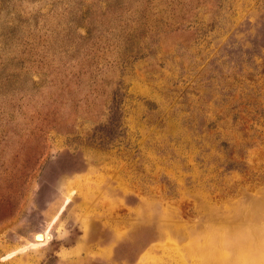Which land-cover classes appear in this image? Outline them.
<instances>
[{
    "label": "rangeland",
    "instance_id": "374dc122",
    "mask_svg": "<svg viewBox=\"0 0 264 264\" xmlns=\"http://www.w3.org/2000/svg\"><path fill=\"white\" fill-rule=\"evenodd\" d=\"M0 264H264V0H0Z\"/></svg>",
    "mask_w": 264,
    "mask_h": 264
},
{
    "label": "bare ground",
    "instance_id": "6f19581e",
    "mask_svg": "<svg viewBox=\"0 0 264 264\" xmlns=\"http://www.w3.org/2000/svg\"><path fill=\"white\" fill-rule=\"evenodd\" d=\"M41 234L38 238H36L37 240H39V241H42V242H47V241H49V239H50V234L48 233V232H46V231H43V232H37L36 234ZM35 234V235H36Z\"/></svg>",
    "mask_w": 264,
    "mask_h": 264
},
{
    "label": "water",
    "instance_id": "95a60500",
    "mask_svg": "<svg viewBox=\"0 0 264 264\" xmlns=\"http://www.w3.org/2000/svg\"><path fill=\"white\" fill-rule=\"evenodd\" d=\"M40 235H41V234L38 233V234L35 235V237L38 238Z\"/></svg>",
    "mask_w": 264,
    "mask_h": 264
}]
</instances>
